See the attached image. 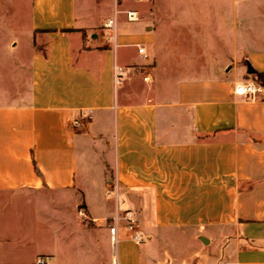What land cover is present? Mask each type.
Instances as JSON below:
<instances>
[{"label":"crops","instance_id":"0c3cea01","mask_svg":"<svg viewBox=\"0 0 264 264\" xmlns=\"http://www.w3.org/2000/svg\"><path fill=\"white\" fill-rule=\"evenodd\" d=\"M120 1L134 3L109 0V18ZM100 4L32 0L27 23L1 31L29 41L0 70V264H264V88L234 93L264 72V36L222 78L213 0L127 8L140 21L120 13L111 30ZM84 109L94 117L75 129ZM126 210L144 242L120 223L114 253ZM175 231L211 254L156 259L158 234Z\"/></svg>","mask_w":264,"mask_h":264},{"label":"rangeland","instance_id":"374dc122","mask_svg":"<svg viewBox=\"0 0 264 264\" xmlns=\"http://www.w3.org/2000/svg\"><path fill=\"white\" fill-rule=\"evenodd\" d=\"M158 1L151 0L148 3L139 4L120 1L118 4L119 9L138 8L143 16L146 13L156 12ZM31 3L32 0H0V35H2L3 28L6 29L7 26L10 31H13L21 27L20 23H27ZM108 3L109 0H101L100 8L97 11L101 14V20H105L113 14V9ZM157 10L159 11V9ZM261 35L264 36V0H213V75H219L222 78L228 77L227 73L234 64L233 57L237 53H241L242 50L248 49V43L257 41ZM28 41L27 37L17 40L12 36L9 38L0 36V70H7V67L12 65L11 51L18 45V42L26 45ZM259 41L264 43L262 40ZM256 43L258 44V42ZM256 43L253 44V47L256 46ZM242 62L241 60L238 64H242ZM11 69V66L8 67V70ZM248 77L253 78L252 76ZM41 218L44 217L41 216ZM187 235L185 237V234L177 231L159 233L160 247L157 248L159 254L155 258L170 261L173 258L193 260L198 258V253L204 249L207 251L205 257L211 254L212 248L209 245H205L200 240L190 241ZM213 253L216 254L217 250H213Z\"/></svg>","mask_w":264,"mask_h":264},{"label":"built area","instance_id":"2783aa9c","mask_svg":"<svg viewBox=\"0 0 264 264\" xmlns=\"http://www.w3.org/2000/svg\"><path fill=\"white\" fill-rule=\"evenodd\" d=\"M118 1V0H117ZM134 3H146L151 0H129ZM120 13H124L126 15L127 21L129 23L138 22L141 19L140 12L135 9H127V10H115V16L106 19L103 22V28L107 30L115 29L117 26V18L116 16ZM139 53L145 56V48L138 47ZM124 70L122 68H116V80L121 81L123 77ZM145 82H148L150 78L147 76L144 78ZM262 87L256 84L253 80H249L238 84L235 87L234 93L240 97L245 99H254L256 95L261 91ZM94 117V112L92 109H84L80 112L79 116L74 120L73 126L75 129H83L84 126L89 123ZM83 215V213L81 212ZM120 223H124V229L131 234V239L137 243L141 244L144 242V235L137 229L138 220L135 214L126 210L122 214H117L112 218V225L110 226V231L112 234V248L113 252H116V245L118 242L117 239V229ZM36 264H47L46 257H39L36 261ZM113 264H117L116 258L113 259Z\"/></svg>","mask_w":264,"mask_h":264},{"label":"trees","instance_id":"16d2710c","mask_svg":"<svg viewBox=\"0 0 264 264\" xmlns=\"http://www.w3.org/2000/svg\"><path fill=\"white\" fill-rule=\"evenodd\" d=\"M252 76V80L264 88V72H255L253 74H250Z\"/></svg>","mask_w":264,"mask_h":264},{"label":"water","instance_id":"95a60500","mask_svg":"<svg viewBox=\"0 0 264 264\" xmlns=\"http://www.w3.org/2000/svg\"><path fill=\"white\" fill-rule=\"evenodd\" d=\"M256 71H254V70H252V69H249V73L250 74H253V73H255Z\"/></svg>","mask_w":264,"mask_h":264}]
</instances>
